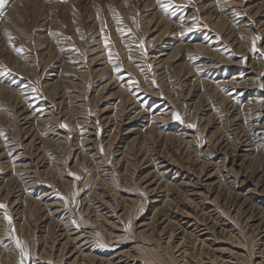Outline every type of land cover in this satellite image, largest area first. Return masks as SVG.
Listing matches in <instances>:
<instances>
[{
	"label": "rangeland",
	"instance_id": "rangeland-1",
	"mask_svg": "<svg viewBox=\"0 0 264 264\" xmlns=\"http://www.w3.org/2000/svg\"><path fill=\"white\" fill-rule=\"evenodd\" d=\"M173 3L165 13L157 0H9L0 18V71L10 73L0 75V264H20L16 239L24 264H156L148 252L164 264H264L255 228L264 221L263 116L234 84L238 70L249 72L239 42L253 32L264 45V0ZM188 61L194 71L184 75ZM125 106L124 118L141 117L118 129L107 119ZM162 128L185 134L166 138ZM234 173L250 180L230 186ZM146 175L156 186L144 195ZM169 180L176 186L163 187ZM238 189L252 198L244 214L229 195Z\"/></svg>",
	"mask_w": 264,
	"mask_h": 264
},
{
	"label": "bare ground",
	"instance_id": "bare-ground-1",
	"mask_svg": "<svg viewBox=\"0 0 264 264\" xmlns=\"http://www.w3.org/2000/svg\"><path fill=\"white\" fill-rule=\"evenodd\" d=\"M232 5H234V4H231L230 6H232ZM221 7H223V6H221ZM230 9V8H229ZM231 11L233 12V14L234 15H236V14H238L239 13V11L236 9V8H233V9H231ZM217 14H218V12H217ZM216 16V15H215ZM231 25H233V24H231ZM255 36V33H253V32H251V35H250V37L248 38V39H246V40H241L240 42H239V47H238V50H237V52H240V51H242V47L243 46H245L246 47V49L247 50H249L248 52L249 53H247V54H245V55H243V57H242V59L240 60V64H242V65H248V69H249V72H246V73H244L243 75H242V71H240V70H238V73H241L240 74V80L239 81H236V83H234V84H238V85H242L243 87H244V89H243V91H245V94H244V96H245V99H246V102H245V104L243 103L242 105L243 106H246L247 105V107H249V109L250 108H253V109H260V114L263 116V122L262 123H260V122H258L259 123V126H264V85H263V81L264 80H261V77H264V45L263 46H259V45H255V43H254V41H253V37ZM176 47V49H177V51H179L180 50V48H181V44H177V45H175ZM185 46H187V44H185ZM197 47V49H203L205 46H203L202 44H200V45H196ZM188 47V46H187ZM254 47H258L259 48V52H257V53H252L253 52V50H254ZM174 48V49H175ZM190 48H192L191 46H189L188 48H186L185 49V51H188V50H191ZM127 54H128V51H127ZM130 54H132V53H130ZM230 62H232V61H230ZM132 64V63H131ZM161 64L162 63H159L158 65H156L157 66V70L158 71H160L159 72V74L160 75H162V77L164 76V70H162V66H161ZM187 65H188V68H187V70L184 72V73H186V74H184V75H188L187 73H191V72H193L194 70L193 69H191V64H190V61H188V63H187ZM131 69H135V66H129ZM186 78V77H185ZM195 79H197V80H199L198 79V77H195ZM185 81V80H184ZM200 82H204L205 80H202V79H200L199 80ZM194 82H198V81H196V80H194ZM193 82V84L191 85V86H194V83ZM259 83H260V85H259ZM254 86H256V87H258V89H253V88H251V87H254ZM118 88L119 89H117V91H119V92H121V93H124L125 94V91H127V92H129V91H131L130 90V86L129 85H127V84H124V83H120L119 84V86H118ZM136 90H138L137 88H136ZM135 95V94H134ZM134 95H132L133 97H134ZM153 95V94H152ZM239 95H242V94H239ZM136 103V102H135ZM240 104V103H239ZM129 105V104H128ZM162 105H164V103L163 104H161V106ZM241 108V107H240ZM25 109V108H24ZM125 109H126V106L122 109V113L123 114H120L118 117H115V119H114V117H111L110 119H107V121H109V120H118L119 119V121H117L118 122V129H119V123H123L125 120H126V122L125 123H127V122H133V121H135L136 120V118L138 117V116H140L141 117V114L139 113V112H133L132 114L131 113H128V115H126V117L124 118L123 117V115H124V113L126 114L127 113V111L129 112V110H126V112H125ZM241 111V110H240ZM161 112V111H160ZM253 112H255V111H253V110H251L250 112H248V117H249V119H248V121H252L253 123H256L258 120L257 119H255V117H253ZM240 113V112H239ZM167 114H169V113H166V115ZM155 115V114H154ZM125 116V115H124ZM169 116V115H168ZM24 118H22V119H25L26 118V116L24 115L23 116ZM122 117H123V119H122ZM103 118V117H102ZM163 118H166V117H163ZM137 119H139V118H137ZM167 119L168 118H166V121H167ZM170 119V118H169ZM27 120V119H26ZM99 121H101V120H99ZM26 122V121H25ZM28 123V122H27ZM258 123H256V124H258ZM248 124V123H247ZM117 127V126H116ZM169 127V126H168ZM127 128V127H126ZM160 127H158V129H159ZM144 129H149L148 130V132H152L153 130L155 131L156 129L154 128V125L153 126H150L149 124L147 125V126H145L144 127ZM127 131H129V130H127ZM142 132H146L145 130H141ZM158 131V130H157ZM140 132V131H139ZM175 132V131H174ZM173 132V133H174ZM252 132V131H251ZM158 133L160 134V135H163L164 137H166V138H169V137H174L173 135H178V134H180L181 133V131L180 132H178V131H176L175 132V134H173L172 133V131H165L163 128L162 129H160V131H158ZM141 134V133H140ZM183 136H184V134L185 133H181ZM248 134V133H247ZM248 135H250V134H248ZM179 136V135H178ZM106 137H108V135H106ZM101 138V137H100ZM249 138V137H248ZM105 139V138H104ZM109 139L110 138H108V139H105V140H107V141H109ZM102 141H103V139H102ZM250 141V140H249ZM107 145H108V147H106V149L108 148L109 149V147H111L112 146V142H105ZM253 144V143H252ZM254 145V144H253ZM255 149V151H257V149L258 148H254ZM259 150V149H258ZM263 152H264V149L262 150ZM261 151V152H262ZM124 155V154H123ZM149 157H147L146 158V160L147 161H149V162H153V160H155V159H148ZM145 160V161H146ZM119 164H121L120 166H119ZM125 167V168H127V166H128V163L126 162L124 165H122V163H120L119 161H118V163H117V165L115 166V167ZM161 166H163V165H161ZM161 166H157V165H155V164H153V167H154V172H155V176H161V174H160V172L158 171V167H161ZM120 170V169H119ZM119 170H117L116 169V171H115V173L117 174L118 172H119ZM230 170H231V168H230ZM17 171V169H15V171H13V172H16ZM106 171L107 170H103L102 172H104V174L103 175H101V177L103 178V180H106L107 178H106V176H107V174L108 173H106ZM18 172V171H17ZM238 172V171H237ZM114 172H111L110 174H111V178H110V180H114V179H116L115 178V176H114V174H115ZM230 173V172H229ZM239 174H240V172H238ZM147 174V173H146ZM235 174V173H234ZM147 176L148 175H146V176H141V178L139 179V181L140 182H146L147 181V183L145 184V186L143 185L142 186V188H143V190L145 191V193H144V195H146L147 193L149 194L150 192H149V190H152V191H154V188H155V186L156 185H154V182H152V180H150L149 182H148V180H146L147 179ZM159 176V177H160ZM162 177V176H161ZM160 177V178H161ZM164 177V176H163ZM164 179V178H163ZM160 180V179H159ZM166 180V179H165ZM248 180H250V179H248V177L246 176V175H243V177H240L238 174H235V175H233L232 177H230V179L228 180L229 182H228V184L230 185V186H233V185H235L236 186V188H238V186L239 187H241L242 185H244ZM156 182V181H155ZM164 182V181H163ZM166 183H164L163 184V187L164 186H167V188L170 186H176V183L174 182V181H170L169 180V182L168 181H165ZM158 183V182H157ZM156 183V184H157ZM158 185H161L162 186V184L161 183H158ZM253 185V184H252ZM260 185H258V184H254V186H252V191L253 192H255V191H258L257 190V187H259ZM154 187V188H153ZM160 188V187H159ZM162 188V187H161ZM229 188V187H228ZM234 188V187H233ZM230 189V188H229ZM231 189H232V187H231ZM226 190V189H225ZM228 190V189H227ZM235 190H237V189H235ZM151 191V192H152ZM230 192V197L232 196V195H234V198L235 199H238L239 198V202H241L240 204H239V210L241 211H239V213H245V211H243V210H241L242 209V207L247 203V202H251L252 201V198H251V196H247V195H244V194H242L241 192H240V189H238V191L237 192H234V194H233V191L234 190H229ZM260 191H262V190H260ZM225 192V191H224ZM130 195H133V192H131V191H129L128 192ZM223 193V192H222ZM227 193H228V191H227ZM226 193V195H224V196H226V197H229L228 196V194ZM261 194L263 193V191L262 192H260ZM143 195V196H144ZM225 197V199H228V198H226ZM229 197V198H230ZM141 198H143V197H141ZM144 200H145V197L143 198ZM232 199H233V197H232ZM130 201L132 200H134V199H132V198H130L129 199ZM149 200V199H148ZM229 200V199H228ZM145 201H147V200H145ZM225 201H227V200H224V202ZM230 201V200H229ZM228 201V202H229ZM144 202V201H143ZM224 202H223V206H224ZM257 202V201H256ZM145 203V202H144ZM102 204H104V203H102ZM234 204V203H233ZM238 204V203H237ZM249 204V203H248ZM256 204V203H255ZM112 205V204H111ZM235 205V204H234ZM22 206V205H21ZM18 209V208H17ZM162 209V208H161ZM244 209V208H243ZM140 210H142V208L140 207ZM163 210V209H162ZM252 211V210H251ZM251 211H249V212H251ZM98 211H96V213H97ZM123 212V211H122ZM165 212V211H164ZM99 213V215H97V217H102V219H103V222H107L108 221V218L105 216V215H103L102 213H100V212H98ZM251 214V213H250ZM84 218V217H83ZM96 220V219H95ZM67 221V220H66ZM97 222H98V219H97ZM4 223V222H3ZM263 224H264V221H263V219L262 220H259L258 221V223H257V225H256V227L255 228H257V229H260V228H262V230H263V232H264V226H263ZM164 226V225H163ZM162 226V227H163ZM162 227H161V231H162ZM164 228H165V226H164ZM255 228H254V230H255ZM221 229V234L223 235V234H226L228 231H226L227 229L226 228H224V227H221L220 228ZM226 229V230H225ZM67 231V230H66ZM163 231H164V229H163ZM162 231V232H163ZM171 231V230H170ZM219 231V230H218ZM89 233V235H91V236H95L98 232L97 231H94V230H91V231H88ZM219 232V233H220ZM83 236H85V234L83 235ZM67 237H69V235L67 236ZM183 237H184V235H183ZM80 238V237H79ZM84 238V237H83ZM109 238H112L111 236H109ZM168 239L169 240H171L170 239V237H168ZM183 239V238H182ZM113 240V239H112ZM168 240V241H169ZM84 241H86V243L87 244H92L90 241L91 240H89V239H87V237L86 238H84ZM83 241V242H84ZM108 241V240H107ZM111 242V241H110ZM110 242H108V243H110ZM161 242V241H160ZM159 242V243H160ZM180 242H182V241H180ZM2 244V243H1ZM11 244V243H10ZM23 244V243H22ZM22 244H20V245H22ZM151 244L153 245V246H157V243L156 242H154V241H152L151 242ZM178 245H180V243H177ZM262 244L264 245V239H263V241H262ZM83 245V244H82ZM182 245V244H181ZM89 247H91V246H89ZM88 247V248H89ZM145 248L146 249H148V250H154V247H150V242H147V245L145 244ZM9 249V248H8ZM148 254H149V256H150V260L152 261V262H154V263H156V264H164V261L163 260H161L160 261V259L156 256V255H154L153 253H149L148 252ZM186 254V253H185ZM184 254V255H185ZM251 258H253V256H251ZM163 259V258H162ZM166 263V262H165ZM168 264V263H167ZM252 264V263H251ZM256 264H263V263H261V262H257Z\"/></svg>",
	"mask_w": 264,
	"mask_h": 264
},
{
	"label": "snow or ice",
	"instance_id": "snow-or-ice-1",
	"mask_svg": "<svg viewBox=\"0 0 264 264\" xmlns=\"http://www.w3.org/2000/svg\"><path fill=\"white\" fill-rule=\"evenodd\" d=\"M9 3V0H0V18H3L4 16V11L6 8V5ZM157 3L160 5L161 9L165 12L168 13L169 9H173V8H178L180 7L179 5H174L173 0H157ZM191 30V29H189ZM6 35H8L9 41H11L13 38L11 37V35L9 33H6ZM257 39H259V37H257ZM106 43H107V38H105ZM141 47H143V45H141ZM17 52L22 51V49H14ZM255 50V48H254ZM2 67V66H0ZM150 67V66H149ZM115 72H121V67L119 66H114L113 69ZM5 74H10L8 73L7 69H3V71H0V75H5ZM133 83H135V81H133ZM173 119L179 120L180 116L179 114H174ZM189 127H195V125H189ZM0 135H3V133H0ZM5 205L0 204V208H4ZM5 218L9 220L10 222V217H8L7 213H5ZM16 246L18 248H20V254H21V260H20V264H24V260L27 258V253L24 252V249L21 247L20 245V241L18 239L15 240ZM103 246V245H101Z\"/></svg>",
	"mask_w": 264,
	"mask_h": 264
}]
</instances>
